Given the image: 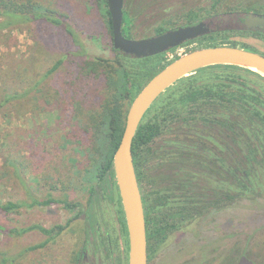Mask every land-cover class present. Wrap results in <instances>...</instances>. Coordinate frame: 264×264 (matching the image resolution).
Instances as JSON below:
<instances>
[{
	"label": "rangeland",
	"instance_id": "rangeland-1",
	"mask_svg": "<svg viewBox=\"0 0 264 264\" xmlns=\"http://www.w3.org/2000/svg\"><path fill=\"white\" fill-rule=\"evenodd\" d=\"M48 1L56 5L60 3L64 7L73 1L77 6L72 11H78L79 16H86L84 11L94 9L85 0ZM206 4L205 0H125V16L131 19L129 24L124 25L127 36L133 40L148 39L156 35L155 30L161 25L168 29L182 27L187 23L190 12H196L202 17L201 10ZM78 12L72 15L71 20H67V25L73 28L81 42L76 45L60 28L45 22L20 23L10 30L0 32V102L8 92L30 91L25 99L9 103L0 110V201L32 203L33 196L45 198L49 189L54 187L59 188L58 192L54 191L57 196L68 194L71 202H79L83 208L88 207V185L81 184L80 172H84L90 160L77 153L78 147L70 140L77 124L85 119L76 109L77 97L74 99L71 94H67L69 98L62 97L60 103H57L56 91L61 90L57 81L61 79L65 89H77L78 84L74 82L77 78L76 59H111L114 54L102 35L93 39L88 27L77 29L75 18H78ZM97 12L101 14L98 8ZM74 51L76 55L66 58L56 72L45 78L47 72L64 55ZM183 51L181 49L178 52ZM214 82L227 83L224 77L221 79L213 76L201 80L200 84ZM98 86L86 88V93H89L87 98L93 99L87 105L90 109L98 101L94 98L95 94L104 93V87ZM71 96L74 107L65 122L70 113L68 108L65 111V101L70 100ZM73 116L78 118L72 120ZM239 124L242 131L247 133L241 145L232 139L233 134L226 129L212 127L205 129L202 140L206 151L197 162L194 158L188 159L186 163H178L182 158L174 156L176 196L178 180L182 182L181 187L192 189L189 178L194 177L192 171L200 174H196L193 183L202 194L215 189L210 205L206 203L205 196L202 198L203 215L185 221L177 230L174 246L166 250L165 264H264V169L259 172L257 182L260 184L257 183L254 188L252 186L246 196L230 202V205L214 204L219 198L216 195L218 186L216 181L214 185L211 184L213 186H208L207 179H211L212 172L218 170L219 165L214 162L217 156L228 159L230 165L234 155L247 163L244 154H247L249 147L254 148L255 144L250 137L254 126L248 119H243ZM176 135V150L178 146H188L182 141L191 144L197 139L194 134ZM165 144L168 149L175 146L173 142ZM7 158L16 165L23 164L20 174H17L15 166L5 164ZM247 168H250L248 164ZM231 190L234 193L238 191ZM83 208L69 210L63 204H55L24 207L11 214L0 211V226L6 229L0 231V264L5 258L9 259L5 264H119L124 258L125 248L117 232L115 206L103 200L94 211L102 232L98 237L107 246V253L104 254L101 248L105 250L106 247L100 245L102 241L94 234H84L89 225L86 215L82 214L76 219ZM39 227L52 231L51 235ZM60 227L65 229L57 234ZM28 228L33 229L24 233L23 230ZM109 237L115 248L113 257L109 254ZM48 240L45 247L28 250ZM169 251L174 254V260L172 257L169 260ZM83 252L88 254L86 260L82 258ZM157 263L153 259L150 264Z\"/></svg>",
	"mask_w": 264,
	"mask_h": 264
},
{
	"label": "trees",
	"instance_id": "trees-1",
	"mask_svg": "<svg viewBox=\"0 0 264 264\" xmlns=\"http://www.w3.org/2000/svg\"><path fill=\"white\" fill-rule=\"evenodd\" d=\"M85 1L92 4L94 9L93 11H84L86 16H79L80 13L77 11L78 18H75L77 29H87L86 27H88L91 31L90 36L93 39L98 35H102L107 40V43L110 44L114 58L96 57L83 60L76 59L77 78L74 82L78 84V87L74 90L65 89V87L62 86V80H58L57 84L60 86L61 90L58 89L56 91L58 96L56 101L60 103L59 100L62 97L66 96L69 98L71 94L74 99L77 97L76 103L78 102V104L76 105V109L78 113L84 115L85 121L77 124L74 129V135H72L70 140L78 147L77 153L87 156L90 160L84 172H80L81 184L88 185V207L83 208L79 202H71L68 194L57 196L56 193L59 188L53 187L52 190L49 189L45 198L33 196L32 203L27 201H0V211L11 214L24 207L51 206L55 204H63L65 208L69 210H75L80 207L83 208V210L76 215V219L81 217L82 214L86 215L91 230L97 233L99 226L95 219V209L103 200H108L110 202L116 201L114 191L115 189L117 190V183L114 170V156L122 141L127 114L133 101L158 73L181 57V55L196 49L205 48L207 47L206 45L209 44L210 46L208 47H217L219 45L215 44L214 46V42H211L215 38H207L208 42H205L207 39H200L158 56L139 59L115 49L113 25L108 0ZM72 2L67 4V7H64L60 3L56 5L48 0H0V32L10 30L20 23L45 22L60 28L71 41L75 42L72 43L73 45L79 44L81 42L76 32L67 25V20H71L72 15L77 13L72 11V8L76 5V3L73 2L72 4ZM97 8L101 13L99 15ZM125 14L126 10L124 7L123 32L127 38L131 39L127 36L124 26L125 24H129L131 19L129 20L130 17L127 15L125 16ZM187 16L186 26H191L202 21V17H199L196 12H190ZM87 24H90V26ZM172 30H175V28L168 29L165 28L164 25H161L156 28L155 36L165 34ZM181 49H184V51L178 52ZM75 52L76 51L64 55L47 72L45 78L56 72L63 65L66 58L76 55ZM237 68L238 67L235 65H217L201 69L177 82L155 102L146 114L133 141V158L138 180H140L141 177L140 167L144 154L146 151H151L158 140L175 143L173 149H168V147H166L168 155L172 153L173 156L177 155L178 158H182L178 160V163L183 161V163H186L188 159L193 160L194 158V161L197 162L198 159L204 155L203 153L206 151V148L202 137L206 133L205 129L208 128L222 127L233 134L232 139L236 143L239 142L241 145L243 141H245L244 139L247 133H244V131H242L243 128L239 127V121L236 120V111L233 109L234 92L232 73L233 70ZM213 76L221 79L224 77L227 83L214 82L200 84L201 80ZM95 85L103 86L104 90H102L104 93L95 94L94 98L96 97L98 101L90 109L87 105L89 104L88 102L93 99L87 98L89 93H86V88L88 89ZM98 87L100 88V86ZM29 92L30 91H16L6 93L3 100L0 102V110L9 103L25 99L29 95ZM67 94H69V96ZM72 96L70 100L66 99L65 101V111L67 108L70 110V113L66 116L67 118H65V122L68 121L67 119L73 111L74 103ZM247 118L249 119V117ZM76 119L74 116L72 117V120ZM176 133L179 136L194 134L197 139L191 142V144H188L189 141H182V143L188 146H178V150H176ZM170 136H172V138L167 139V137ZM151 145H153V147H151ZM248 152L250 154L253 150L249 147L247 151L245 156L247 163L241 161V198L246 196L252 189L250 180L251 171L247 168V164L251 166V157L248 155ZM5 164L15 166L17 174H20L22 171L23 164L20 163L16 165L10 158L6 159ZM180 171H183V169ZM190 171L192 170H189V172ZM192 172L194 177H189L193 186L191 190H186V188L181 187L182 185L180 186V184H182V182L178 180L177 230L180 229L185 221L196 219L204 213V202L202 201L204 194H202L201 190H199V188L197 189L196 185L193 183L200 174L196 171ZM35 179L38 181V178ZM62 185L64 187V184ZM60 189L65 191L64 188ZM54 191L57 192L55 193ZM118 203L120 207V218L126 233L127 250L129 251L128 227L120 196H118ZM39 228L46 234L51 235L52 233L50 230ZM32 229L33 228H28L23 230V232L26 233ZM64 229L65 227H60L57 234H60ZM0 231H6V229L0 226ZM94 235L97 236L100 242L102 241L101 237H98L100 234ZM49 241L50 240L40 246L31 247L28 250L45 247ZM100 245L107 248L104 240ZM8 262L9 259L5 258L2 264Z\"/></svg>",
	"mask_w": 264,
	"mask_h": 264
},
{
	"label": "flooded vegetation",
	"instance_id": "flooded-vegetation-1",
	"mask_svg": "<svg viewBox=\"0 0 264 264\" xmlns=\"http://www.w3.org/2000/svg\"><path fill=\"white\" fill-rule=\"evenodd\" d=\"M205 1L207 4L201 10L202 21L191 26L207 23L211 32L190 42L215 38L211 42H214L216 45L238 48L264 58V0ZM208 1H210L209 4ZM186 25L187 23L182 27L175 28V30L190 27ZM208 39L205 42H208ZM190 42L180 46V48ZM237 67L232 73L233 109L237 112L236 116L239 122L249 117L248 120L254 126L250 137L255 145L254 148L251 146L253 152H250V154L248 152V155L251 157V166L249 168L251 171L250 180L251 186L254 188L255 185L260 184L257 182L260 176L259 172L262 168L264 169V74L255 69L243 66ZM165 143L163 140H158L155 147L151 145L153 147L151 151L145 152L140 167L141 177L138 180L145 211L148 264L153 259L159 262L157 264H161V262L162 264L163 262L164 264L166 263V250H170L174 246L177 234L175 161L172 153H169L168 157ZM234 156V161L231 165L228 159H225L221 155L217 156L214 162L219 165L217 166L218 170L212 172V180L207 179L209 181L208 186L214 185L216 181L218 186L216 188V195L219 198L214 204L218 206L224 204L230 205V202L239 201L241 198L240 181L242 166L239 157L237 155ZM245 156L246 154H244ZM235 159L238 160L236 161ZM214 175L216 176L215 178ZM214 189L207 190L204 194L208 201L206 203L208 204L213 199ZM231 189L238 191L234 193ZM114 196L116 201L111 203L116 208L117 232L125 248L124 258L119 264H128L129 251L126 245L124 225L119 213L118 196H120V191L118 184L117 190L115 189L114 191ZM86 229L84 234H102L100 228L97 233L91 230L90 225ZM112 242L109 237V254L113 257L115 255V248ZM101 250L103 251L101 252ZM101 250L99 249L102 254L107 253V248L105 250L101 248ZM168 257L170 261L171 257L173 260L175 258L174 254H171V251H169ZM82 258L84 260L88 258L87 252L82 253Z\"/></svg>",
	"mask_w": 264,
	"mask_h": 264
},
{
	"label": "water",
	"instance_id": "water-1",
	"mask_svg": "<svg viewBox=\"0 0 264 264\" xmlns=\"http://www.w3.org/2000/svg\"><path fill=\"white\" fill-rule=\"evenodd\" d=\"M125 0H108L113 25L114 47L136 58L167 53L211 32L207 23L180 28L148 39L124 35ZM217 65H237L264 74V58L229 46L198 49L184 54L158 73L139 93L127 114L122 141L114 156L115 176L128 227V264H148L147 228L142 193L133 158V141L146 114L155 102L180 80Z\"/></svg>",
	"mask_w": 264,
	"mask_h": 264
}]
</instances>
